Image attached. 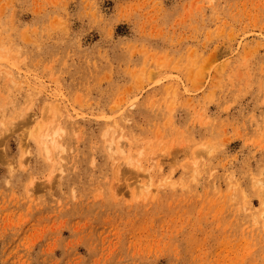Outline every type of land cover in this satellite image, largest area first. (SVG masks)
Listing matches in <instances>:
<instances>
[{
    "label": "rangeland",
    "instance_id": "374dc122",
    "mask_svg": "<svg viewBox=\"0 0 264 264\" xmlns=\"http://www.w3.org/2000/svg\"><path fill=\"white\" fill-rule=\"evenodd\" d=\"M0 264H264V0H0Z\"/></svg>",
    "mask_w": 264,
    "mask_h": 264
},
{
    "label": "bare ground",
    "instance_id": "6f19581e",
    "mask_svg": "<svg viewBox=\"0 0 264 264\" xmlns=\"http://www.w3.org/2000/svg\"><path fill=\"white\" fill-rule=\"evenodd\" d=\"M55 141V140H54ZM61 147V146H60ZM48 148V147H47ZM50 151V150H49ZM47 153H48V150H47ZM58 155V154H57ZM51 156V155H50ZM58 159H60L59 157H58ZM51 160H52V158H51ZM53 161V160H52ZM57 164H58V162H56ZM55 164V163H54ZM56 164V165H57Z\"/></svg>",
    "mask_w": 264,
    "mask_h": 264
}]
</instances>
